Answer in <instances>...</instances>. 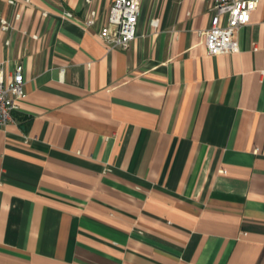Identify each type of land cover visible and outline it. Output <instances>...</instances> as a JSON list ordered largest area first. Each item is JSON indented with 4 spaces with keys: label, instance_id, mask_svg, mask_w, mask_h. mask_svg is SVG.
I'll use <instances>...</instances> for the list:
<instances>
[{
    "label": "crops",
    "instance_id": "obj_1",
    "mask_svg": "<svg viewBox=\"0 0 264 264\" xmlns=\"http://www.w3.org/2000/svg\"><path fill=\"white\" fill-rule=\"evenodd\" d=\"M8 1L0 264H264V0L216 56L211 0H142L126 51L112 0Z\"/></svg>",
    "mask_w": 264,
    "mask_h": 264
},
{
    "label": "built area",
    "instance_id": "obj_2",
    "mask_svg": "<svg viewBox=\"0 0 264 264\" xmlns=\"http://www.w3.org/2000/svg\"><path fill=\"white\" fill-rule=\"evenodd\" d=\"M29 2L30 0H25ZM142 0H112L105 23L100 27L98 35L110 49L126 51L136 38V26L140 14ZM10 4L14 0L8 1ZM211 19L209 27L199 32L204 38L206 53L211 56L232 54L239 51L237 34L240 28L250 21L258 0H211ZM66 18L72 14L64 11ZM96 12L90 11L83 21L85 28L96 24ZM16 18L19 16L16 15ZM151 24H157L153 20ZM12 29L11 23L0 18V30L4 33ZM9 44V41H5ZM256 48L254 47L253 50ZM25 98L24 76L22 65H16L13 74L4 78L0 70V127L12 121V114Z\"/></svg>",
    "mask_w": 264,
    "mask_h": 264
}]
</instances>
